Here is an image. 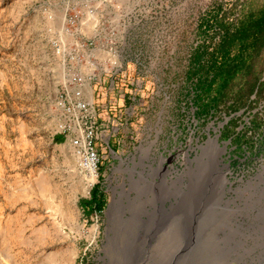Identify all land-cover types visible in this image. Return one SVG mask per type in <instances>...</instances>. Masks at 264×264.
<instances>
[{"label":"rangeland","instance_id":"rangeland-1","mask_svg":"<svg viewBox=\"0 0 264 264\" xmlns=\"http://www.w3.org/2000/svg\"><path fill=\"white\" fill-rule=\"evenodd\" d=\"M242 1L0 0V264H218L221 253L225 264H264V89L237 111L228 100L199 112L188 79L195 47L219 40L211 13L232 19ZM94 45L95 74L108 85L121 69L135 98L99 102L101 161L90 184L57 101L70 74L89 73ZM257 66L264 80V52ZM215 135L234 190L222 194L195 162L185 188L149 174L160 154L187 169L185 152L194 158ZM95 188L103 206L86 209ZM113 190L119 201L107 213Z\"/></svg>","mask_w":264,"mask_h":264},{"label":"trees","instance_id":"trees-1","mask_svg":"<svg viewBox=\"0 0 264 264\" xmlns=\"http://www.w3.org/2000/svg\"><path fill=\"white\" fill-rule=\"evenodd\" d=\"M235 11L238 14L232 19L219 16L218 11L211 13L219 27V40L211 47L203 42L191 54L188 70V79L192 81L191 102L199 112L216 110L228 100H232L229 110L237 111L254 101L252 94L258 96L264 89L262 71L257 66L264 52V0L258 3L244 0ZM235 120L233 117L225 130L235 131ZM103 203L104 194L98 188L93 190L91 198L81 200L86 209H100Z\"/></svg>","mask_w":264,"mask_h":264},{"label":"built area","instance_id":"built-area-1","mask_svg":"<svg viewBox=\"0 0 264 264\" xmlns=\"http://www.w3.org/2000/svg\"><path fill=\"white\" fill-rule=\"evenodd\" d=\"M121 74L122 70L117 68L113 70L111 77L114 78ZM93 76L91 73L87 75L70 74L61 88V96L57 101V107L66 118L65 122L60 125L61 130L67 133L66 138L74 148V153L83 166L82 170L86 174L92 170L98 176L101 155L98 148L100 142H98L97 106L92 100L85 98L87 85L93 79ZM136 86H140L138 81ZM134 98L132 97V99ZM104 140L102 139V143H104ZM110 151H112L111 148Z\"/></svg>","mask_w":264,"mask_h":264},{"label":"bare ground","instance_id":"bare-ground-1","mask_svg":"<svg viewBox=\"0 0 264 264\" xmlns=\"http://www.w3.org/2000/svg\"><path fill=\"white\" fill-rule=\"evenodd\" d=\"M63 21H64V18H63ZM217 137H218V135L209 136V138L206 140L205 143L198 144V146L201 149V152L197 153L194 156V158H190L189 153L187 151L185 152V156L188 159L187 169H182L181 171L177 170L173 166V164H171V159L173 156L168 158V157H165L162 154H160L158 157L157 166H153L151 163L148 164L149 174H151V175L160 174L164 180H168L166 178V175L169 174V175H171V179H169V181L171 182V184L175 188H177V187L185 188V187H188V185H189V182H186L187 176L192 177L196 171V166H197V168L201 172H204L205 174H207L210 171H212L213 174L216 175V177H218L220 179V181H221V193L222 194H224L227 191L234 190L232 188V185H231L229 178L226 176V174L230 171L229 163H224L223 159L220 158V154L225 151L226 146L225 145L221 146L217 140ZM119 158H120V161L122 164L124 162V159L121 156H119ZM166 161H169L171 166L167 165L165 163ZM193 162L196 163V166H193ZM80 168H81V171L83 172L82 164H80ZM212 172H211V175H212ZM88 174L85 175V176H87L88 183L92 184V183L96 182L97 175L95 174V172L90 170L88 172ZM258 177L260 179L264 178V169L259 171ZM158 182H160V181H158ZM133 183H135V181H133ZM152 183L156 184L157 181L153 178ZM168 194L170 196V194H172V192H169ZM166 199H168V196H162L161 200H160L162 202L160 203V205H158V207L163 208L165 212L168 211V209L165 208L164 202H163ZM234 200H235L234 198L228 199V201H230V202H234ZM118 201H119V197H116V193L113 190L111 201H110L109 207L107 209V213L114 211V209H115L114 207H116V204L118 203ZM74 202L75 201H73V203ZM174 205L175 204L172 202L170 204L169 209H173ZM52 224L54 227L53 230L57 235H61L64 233L63 224H62L60 219H56ZM108 231H110V230L107 227V231H106L107 238L109 235ZM104 249L107 252V249L105 248V246H104ZM237 258H238V256H235V259H237ZM102 260H103V264H104L107 260V256H102ZM217 262H218V264H225L226 262H228V259L225 255H223V253H221L217 257Z\"/></svg>","mask_w":264,"mask_h":264},{"label":"crops","instance_id":"crops-1","mask_svg":"<svg viewBox=\"0 0 264 264\" xmlns=\"http://www.w3.org/2000/svg\"><path fill=\"white\" fill-rule=\"evenodd\" d=\"M84 57L86 64L90 65L89 73L94 75L87 85L85 98L92 100L97 107L100 106V101H105L107 94L111 97L109 102H113L115 108H117V105L131 102L133 84L126 78V73H122L120 76L117 75L114 78L110 77L109 84L107 85L101 79V73L95 74V45L89 48ZM104 86H107V88ZM96 90H98L99 97H96Z\"/></svg>","mask_w":264,"mask_h":264}]
</instances>
